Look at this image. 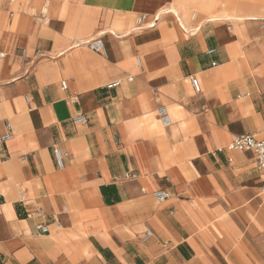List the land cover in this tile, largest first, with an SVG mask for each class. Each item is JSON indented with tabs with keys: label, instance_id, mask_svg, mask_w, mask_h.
Listing matches in <instances>:
<instances>
[{
	"label": "crops",
	"instance_id": "0c3cea01",
	"mask_svg": "<svg viewBox=\"0 0 264 264\" xmlns=\"http://www.w3.org/2000/svg\"><path fill=\"white\" fill-rule=\"evenodd\" d=\"M217 2L26 0L14 24L0 0V264H250L244 230L219 218L262 181L251 153L218 150L264 128V0ZM96 38L106 57L84 45Z\"/></svg>",
	"mask_w": 264,
	"mask_h": 264
},
{
	"label": "built area",
	"instance_id": "2783aa9c",
	"mask_svg": "<svg viewBox=\"0 0 264 264\" xmlns=\"http://www.w3.org/2000/svg\"><path fill=\"white\" fill-rule=\"evenodd\" d=\"M33 17L37 18L38 20L45 21L47 19V14L46 11L43 12L42 10L39 13H33ZM159 20V15L155 14L153 16H148L147 14H142L137 18V24L139 27H146L148 25H155ZM261 28H264V21L261 25ZM86 46L98 53L101 54L102 56L106 57L107 52L105 49L104 44L100 39L98 40H93L90 42L85 43ZM214 50L208 51V54L213 53ZM6 54L4 52L0 51V69H1V64L3 60L5 59ZM135 64L139 65L140 64V59L136 58L135 59ZM214 65V64H213ZM189 81L190 84L192 85L193 89L195 92H199V83L197 79L193 76H189ZM129 81L132 80L131 77H128ZM121 84V80H116L106 86L107 89H112L115 87H118ZM62 89H65V85L62 83L61 84ZM27 101V99H26ZM157 115L158 118L164 127H168L171 124L167 109L164 106H159L157 108ZM71 123L73 125H84L87 123V118L84 115H77L73 118H71ZM11 138L10 134V126L7 125V132L3 134L0 137V142L4 143L8 141ZM114 144L119 145V142L116 138H113ZM222 150L226 151H238V152H249L253 155L255 164H256V169L260 175L262 185L260 188V194L264 196V128L261 131V136H256L253 134H244L241 136H235L231 142L225 146V148L218 150V152H221ZM52 155L55 160L56 166L60 169L64 167V161L65 158L67 157V154L63 152L60 148L53 146L52 147ZM137 178V174L134 172H126L122 179L125 181H133ZM153 197L155 200L159 203L164 202L170 198V194L167 191L164 190H159L153 192ZM20 199L24 200V195L20 194ZM52 220L54 224H56L57 227H59V221L56 216H52ZM35 230L37 231V234H48L49 230L47 226L43 224H37L35 226ZM151 236V231L149 229H146L145 231V238ZM144 238V239H145Z\"/></svg>",
	"mask_w": 264,
	"mask_h": 264
},
{
	"label": "rangeland",
	"instance_id": "374dc122",
	"mask_svg": "<svg viewBox=\"0 0 264 264\" xmlns=\"http://www.w3.org/2000/svg\"><path fill=\"white\" fill-rule=\"evenodd\" d=\"M22 1H26V0H13V3L11 4L10 9L13 10L14 12L13 13L14 14L13 15L14 24L17 22V20L20 17V14L17 13V3L22 2ZM208 1L209 0L207 1L205 0H181L182 4L188 3L190 5L197 6L202 11H203L202 7H204L207 10L206 13L208 15L210 14L216 15L218 13V10L216 11V6L219 3L217 2L218 0H211V2L214 4V7L211 9L208 8L207 6ZM174 10L177 12L176 9ZM193 10H195L196 12V9H193ZM40 11L41 10L37 11L33 9L31 13V11L28 10V14L26 15V17L29 20H31L32 18L31 14L39 13ZM193 13H194L193 11H190L188 12L187 16L191 17L192 15H194ZM225 13L226 15H229L228 12L225 11ZM6 16L7 18L9 17L8 14H6ZM233 27L234 29L238 28L236 27V23H233ZM240 27H242V25ZM93 40L95 39H92V41ZM84 45L86 46V44ZM229 208L238 209L241 212V214H238V216H233V217L219 218V221L226 222V225L233 227L234 230H238V228H240L241 231L244 230L243 234L239 232V237L241 240H243L244 246L246 248V254L248 255V257H250V264H253V263L254 264H264V196L261 195L260 197L254 198L252 200L238 202L236 203L235 206H232L230 204Z\"/></svg>",
	"mask_w": 264,
	"mask_h": 264
},
{
	"label": "bare ground",
	"instance_id": "6f19581e",
	"mask_svg": "<svg viewBox=\"0 0 264 264\" xmlns=\"http://www.w3.org/2000/svg\"><path fill=\"white\" fill-rule=\"evenodd\" d=\"M42 11L45 12V11H46L45 8H43ZM171 11L175 13L174 10H171ZM162 13H163V12H162ZM176 15H177V14H176ZM88 42H90V41H88ZM85 43H87V42H85Z\"/></svg>",
	"mask_w": 264,
	"mask_h": 264
}]
</instances>
